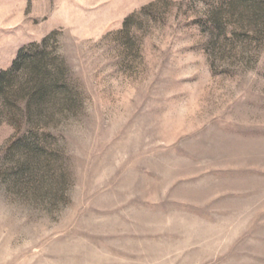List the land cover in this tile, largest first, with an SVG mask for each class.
Here are the masks:
<instances>
[{"label":"rangeland","instance_id":"374dc122","mask_svg":"<svg viewBox=\"0 0 264 264\" xmlns=\"http://www.w3.org/2000/svg\"><path fill=\"white\" fill-rule=\"evenodd\" d=\"M22 49L0 264H264V0H0Z\"/></svg>","mask_w":264,"mask_h":264},{"label":"trees","instance_id":"16d2710c","mask_svg":"<svg viewBox=\"0 0 264 264\" xmlns=\"http://www.w3.org/2000/svg\"><path fill=\"white\" fill-rule=\"evenodd\" d=\"M25 58V56L23 57V49L20 50V52L18 53V56H17V60L16 62L13 64V69L12 70H9V71H5V70H1L0 71V89H1V86H2V82L3 80L5 79H8L9 77H13L12 75H14V71L16 69V67L20 64V61ZM33 60H35V57L34 58H31ZM26 60V59H25ZM32 60V61H33ZM36 61V60H35ZM33 64V63H32Z\"/></svg>","mask_w":264,"mask_h":264}]
</instances>
